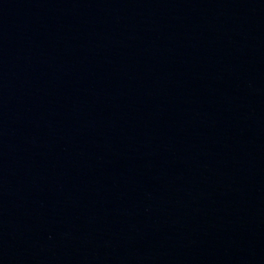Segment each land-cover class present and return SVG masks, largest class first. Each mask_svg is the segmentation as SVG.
I'll list each match as a JSON object with an SVG mask.
<instances>
[{
	"label": "water",
	"instance_id": "1",
	"mask_svg": "<svg viewBox=\"0 0 264 264\" xmlns=\"http://www.w3.org/2000/svg\"><path fill=\"white\" fill-rule=\"evenodd\" d=\"M0 264H264V0H0Z\"/></svg>",
	"mask_w": 264,
	"mask_h": 264
}]
</instances>
